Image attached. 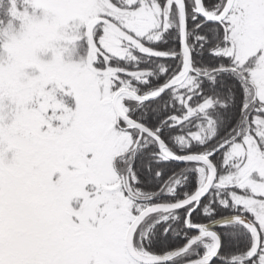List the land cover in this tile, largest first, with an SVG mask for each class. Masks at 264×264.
Listing matches in <instances>:
<instances>
[{
  "label": "snow or ice",
  "instance_id": "1",
  "mask_svg": "<svg viewBox=\"0 0 264 264\" xmlns=\"http://www.w3.org/2000/svg\"><path fill=\"white\" fill-rule=\"evenodd\" d=\"M0 264H264V0H0Z\"/></svg>",
  "mask_w": 264,
  "mask_h": 264
}]
</instances>
